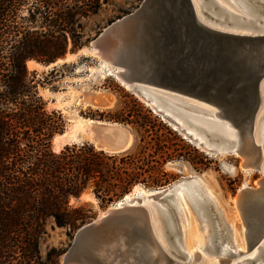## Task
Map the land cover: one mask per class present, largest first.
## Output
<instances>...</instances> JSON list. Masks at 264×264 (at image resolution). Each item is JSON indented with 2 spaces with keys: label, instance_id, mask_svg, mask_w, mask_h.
<instances>
[{
  "label": "trees",
  "instance_id": "16d2710c",
  "mask_svg": "<svg viewBox=\"0 0 264 264\" xmlns=\"http://www.w3.org/2000/svg\"><path fill=\"white\" fill-rule=\"evenodd\" d=\"M35 1L25 8L27 0H0V264H60L63 251L51 248L44 258L39 239L48 222L72 236L92 218V209L70 204L72 198L91 190L106 205L139 184L166 185L174 175L164 165L179 156L167 138L174 134L168 123L128 93L123 107L96 110L92 117L127 126L132 149L109 153L84 142L53 150L52 140L66 123L60 112L47 109L27 62L55 61L69 38L79 47L81 19L108 0L59 6Z\"/></svg>",
  "mask_w": 264,
  "mask_h": 264
},
{
  "label": "water",
  "instance_id": "95a60500",
  "mask_svg": "<svg viewBox=\"0 0 264 264\" xmlns=\"http://www.w3.org/2000/svg\"><path fill=\"white\" fill-rule=\"evenodd\" d=\"M134 15V23L144 19L135 34L137 53L143 57L117 62L126 68L124 77L131 81V87L149 103L151 99L144 94L145 89L177 95L213 108L238 130L243 146L236 150H217L203 142L199 145L215 155H239L245 169L263 172L255 131L257 124L264 120V33L237 32L207 24L198 18L192 0H143ZM122 27L117 20L110 23L92 40L90 49L115 57L123 55L124 49L112 51L110 46L115 44L111 42L112 36ZM80 53L86 54L81 49L76 55ZM146 61L148 63L143 65ZM82 101L96 109H107L113 105L114 98L107 92H85ZM152 107L155 114L172 126L173 119L167 113ZM178 131L187 138L182 130ZM89 132L92 143L105 152H125L133 145L130 129L117 122L94 120ZM188 139L199 143L189 136ZM194 180L197 179L177 181L158 189L161 193L152 196V203L165 201L170 206L173 237L177 234L175 218L179 214L173 200L181 186ZM260 180L264 185V176ZM262 190L246 189L237 197L245 204L250 227L247 251L260 243L264 263ZM145 209L138 199L136 204L111 209L105 217L81 225L63 254L62 264H158L163 253L153 237ZM214 235L216 233L209 248L212 254L219 253L222 247ZM226 247L221 254L225 264L244 254Z\"/></svg>",
  "mask_w": 264,
  "mask_h": 264
},
{
  "label": "rangeland",
  "instance_id": "374dc122",
  "mask_svg": "<svg viewBox=\"0 0 264 264\" xmlns=\"http://www.w3.org/2000/svg\"><path fill=\"white\" fill-rule=\"evenodd\" d=\"M76 1L79 0H49V3L53 6H59L64 3L71 5ZM83 1L87 3L85 2L87 0H81V2ZM142 1L108 0L107 3L102 1L101 7L96 14L81 19V35L76 37V40L80 42L79 47L74 49L73 41L69 38L65 54L58 57L55 61L44 64L36 60H30L37 63V65L35 64L31 67L28 66L29 61L27 62L28 70L37 73L35 81H39L38 91L46 102L47 109L60 112L66 123L64 132L57 133L52 140L54 151L59 152L67 144L93 142L91 140L92 133L89 132L90 121L98 120V118H93L92 115L96 114V110L103 111L106 109H96L84 103L82 100L85 92L110 93L114 98V103L107 109L114 108L118 104L123 107L124 102H128L127 97H124L126 93L135 96L146 107L150 108V105L136 93L133 87L130 85V87H127L120 78L118 79L116 75L117 67L126 71L123 65L118 63L104 65L103 60L92 52L76 55L81 49L89 48V50H92L90 49L91 42L100 31L117 19L134 13ZM220 1L226 4L229 3L228 0ZM237 1L240 4H245L248 8L253 7L249 0ZM253 4L255 6V3ZM35 5V0H27L25 8ZM216 10L218 11V8ZM209 12H211V9H209ZM202 17L206 22H214L203 14ZM261 18L264 19V16H261ZM214 24H220V20ZM225 24L227 23L224 22L220 26L223 27ZM230 26H233V24ZM135 34V28H129L116 34L117 36L113 40L117 44L115 46L121 51L125 50L123 55L119 54L122 57L121 61L128 59L132 61L133 57H143L142 54L137 53L138 42L135 40ZM147 63L146 61L143 65ZM145 69H148V67ZM169 127L174 134H167V138L170 139V143L174 145L179 156L167 161L164 168L167 172L174 175V179L166 185L155 188H146L139 184L138 186L141 189L135 191V188H133L130 193L133 195V199H142L145 197L143 191H155L180 180L197 178L206 191L204 193L207 196L208 204L200 209L192 208V206L186 204L182 213L175 218L177 234L174 237L172 234L167 235V238L169 246L171 247V244H173L171 256L180 261V263L174 262L170 264H216V260L210 257L212 253L205 250L208 238L213 231H216V228L222 230L228 241L230 240L235 244L237 243L239 247L247 249L246 234H250V227L246 219V208L245 204L239 205L236 198L242 189H260V179L264 176V172L252 169L246 170L242 167V157L239 155L232 153L215 155L205 147L185 138L178 131V128L176 129V127L174 128L171 125ZM188 128H190L189 130H195L203 137L193 126ZM175 134L183 140H179ZM56 138L65 139L60 146V150L54 147ZM133 146L134 137L133 145L130 149ZM204 157H207V159H204ZM125 196L102 205L91 190H88L79 199L72 198L70 204L74 206L86 205L87 208L92 209V218L88 221L90 222L93 219L104 216L109 209L115 208L119 201L125 199ZM261 198L264 199V192ZM124 202L127 203L128 201ZM168 227L169 229L171 228V221H168ZM46 229V233L39 239L41 255L45 258L51 248L60 249L63 251L60 257V264H62L63 254L72 244L75 233L71 236L65 228L54 226L52 222H48ZM174 246L175 248H173ZM191 246H194V251L196 250L199 253L193 256V263H187L189 262L188 258H190L188 254ZM184 253L188 255V258H186ZM238 259L240 257L235 259V261ZM262 259V256L259 255L255 264H258Z\"/></svg>",
  "mask_w": 264,
  "mask_h": 264
},
{
  "label": "bare ground",
  "instance_id": "6f19581e",
  "mask_svg": "<svg viewBox=\"0 0 264 264\" xmlns=\"http://www.w3.org/2000/svg\"><path fill=\"white\" fill-rule=\"evenodd\" d=\"M251 2V5L253 7H247L245 4H240L237 0H228L229 3H223L220 0H192L193 6L195 8V11L197 13V16L200 20L203 22L210 24L214 27H218L221 29L225 30H231V31H237V32H244V33H264V19L261 18L264 12V0H249ZM255 3V6L254 4ZM263 4V5H262ZM218 8V11L216 10ZM209 9H211V12H209ZM137 11V10H136ZM202 14L206 17L211 19L214 22H206L204 18L202 17ZM255 15V16H254ZM134 13H132L129 16L122 17L124 18L123 20L117 19L118 24L123 25V27L117 32H122L123 30H127L129 28H135V31H137V27L143 23L144 19L137 20L134 23ZM146 20V19H145ZM220 20V24L222 23H227L225 25L220 26V24H214L215 22ZM130 21H133V24H129ZM125 23V24H124ZM233 26H230L232 25ZM136 25V26H135ZM116 35V34H115ZM117 36V35H116ZM116 36H112L111 42H114V38ZM112 47V51L119 50L115 44L110 45ZM86 54L88 53H94L95 55L99 56L103 60V64H115L122 58L120 57H115L113 55L108 54H103L98 49H83ZM37 65V63L33 61L28 62V66L31 67L33 65ZM126 73L125 70H122L117 67L116 70V75L118 79L120 78L122 83L125 84L127 87L131 86V81L126 79L124 77V74ZM125 83H124V82ZM130 85V86H129ZM263 91H264V86H263ZM144 94L151 99V103L147 102L150 107L154 108L157 107L161 110H163L165 113H167L172 119L174 123H172V126L176 129L178 128L179 130H182L184 134H186L187 138L188 136L198 140L200 142H203L205 146L214 148L217 150H229L233 149L236 150L239 146H243V143L241 142L240 134L237 129L230 123V121L222 119L220 116L217 115L216 110H213V108L206 106L204 104H198L192 100H183L185 98L179 97L177 95H172V94H163L162 92H155V91H150L145 89ZM91 125L94 123V120H91ZM193 126L199 133L203 135L200 136L195 130H189ZM65 136V135H64ZM255 140L256 142L260 145V155L263 161V166H264V120L257 124L256 126V131H255ZM65 141L64 138L57 139L56 142L54 143V147L58 150L61 149V145ZM245 146V145H244ZM100 147V146H98ZM243 160H242V167H243ZM244 168V167H243ZM245 169V168H244ZM247 170V169H246ZM264 172V170H263ZM197 179V178H196ZM261 188L258 190H251L254 192H259L262 189H264V185L262 183V180L260 181ZM201 185V187H200ZM141 189L139 186L135 187V191ZM203 189L202 183L197 179L194 180L193 182H189V184H186L185 186H181L179 191L177 192V196L175 197V200H173V206L177 210V212L180 214L182 213L183 209H185V205L189 204L192 206V208L196 207L198 209L205 207L208 204L207 201V196L205 195L204 192H206ZM246 189H242L240 193ZM249 190V189H247ZM140 192V190H139ZM145 194L144 198H137L133 199V195L130 193L125 196L124 200L119 201L115 208H121L124 205L130 204H136L138 199L141 200V203L143 206L147 209L146 211V217L149 225L151 226V230L153 233V237L155 238L159 250L161 253V256L159 258L158 264H170V263H180V261H177L174 259L171 254H172V246H169L170 244L168 243V238L167 235H170L172 233L171 228L169 229L168 227V221H171V218L169 217V208L170 206L167 205V203L164 202H155L152 203V196L158 195V193H161L159 190L155 191H143ZM264 190H262L263 193ZM262 195V194H261ZM201 197V198H198ZM261 200L264 201L263 198L260 197ZM124 201H128L125 203ZM236 201L239 205H243V201H240L238 197L236 198ZM133 202V203H132ZM111 210V209H109ZM108 210V211H109ZM108 211L104 214V216L98 218L101 219L105 217L108 213ZM171 232H170V231ZM218 242L220 244L222 243L221 250H219V253L212 254V257L214 260H216V264L223 263L221 260V254L223 253L224 248H232L231 250L234 252L238 251H243L244 254L238 255L234 259H230L229 264H251L252 261L253 263H256V260L259 255H261V250L259 248V244L256 246L252 247L249 251L248 248V239L250 234H246V241H247V249L244 247H239V245L236 243L234 247H232V241H228L225 238L224 233L222 230H219L216 228V231H213V233L209 236L208 238V244L205 247V250L210 252V247H212V242H213V234ZM261 245L264 247V243H261ZM175 248V246L173 247ZM176 250V249H175ZM178 250V249H177ZM179 252V251H177ZM180 253V252H179ZM198 251H194V246H191V249L189 251L190 258H188V255L185 254L186 258L189 259V262L187 263H193L194 259L193 256L198 254ZM182 254V253H180ZM200 255V254H199ZM238 259L235 261V259ZM249 259V260H247ZM224 261V260H223ZM89 264V263H85ZM258 264H264L263 259L258 263Z\"/></svg>",
  "mask_w": 264,
  "mask_h": 264
}]
</instances>
